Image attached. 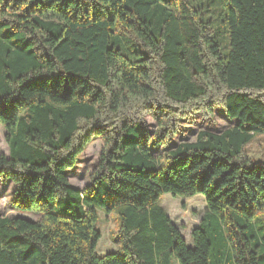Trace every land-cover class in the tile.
<instances>
[{
    "label": "trees",
    "instance_id": "trees-1",
    "mask_svg": "<svg viewBox=\"0 0 264 264\" xmlns=\"http://www.w3.org/2000/svg\"><path fill=\"white\" fill-rule=\"evenodd\" d=\"M223 1L215 26L195 0H0V181L13 211L38 215L0 216V264H264V158L246 152L264 135V0ZM216 109L234 124L168 148L191 111ZM167 193L204 197L192 247L157 204ZM98 210L120 218L100 256Z\"/></svg>",
    "mask_w": 264,
    "mask_h": 264
},
{
    "label": "rangeland",
    "instance_id": "rangeland-1",
    "mask_svg": "<svg viewBox=\"0 0 264 264\" xmlns=\"http://www.w3.org/2000/svg\"><path fill=\"white\" fill-rule=\"evenodd\" d=\"M195 5L200 7H209L211 17L215 20L214 25L217 26L222 15L226 12V6L223 0L210 2V0H195ZM222 25L220 28L222 29ZM220 44L226 45V34L221 33L218 36ZM4 106L0 103V110ZM145 121L149 125V129L154 131L155 122L150 115L145 116ZM181 133L178 134L170 143V149L175 148L182 142H193L199 131H210L213 133H220L223 130L231 127L234 121L227 120L221 109H216L213 112L210 120L202 117L201 114L189 113L181 122ZM102 146L100 139H94L79 156L74 168L68 171L69 181L72 185L83 188L89 180L92 170L97 165L99 153ZM164 147H159L158 152H164ZM247 155L255 160L264 158V135L256 136L251 143L246 146ZM8 153V145L6 142V132L0 124V154ZM13 186L12 184L5 185L0 181V216H21L29 220L38 219V215L28 212H15L10 207L12 199ZM168 214L173 223H175L185 239L188 246L192 247L193 243L190 239L191 229L198 224L203 212L205 211L204 197L202 194H196L192 197L172 196L170 194H163L157 202ZM97 220L95 228L99 230L101 237L99 238L95 252L97 255H103L108 252H114L118 249L116 241L118 237V230L120 226V218L117 210L104 212L97 211ZM264 219V213L261 214ZM264 231V226L260 232Z\"/></svg>",
    "mask_w": 264,
    "mask_h": 264
}]
</instances>
